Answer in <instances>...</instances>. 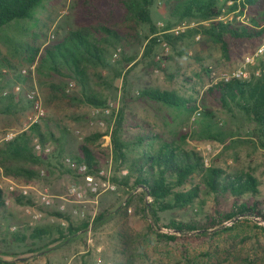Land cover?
<instances>
[{
	"label": "trees",
	"instance_id": "obj_1",
	"mask_svg": "<svg viewBox=\"0 0 264 264\" xmlns=\"http://www.w3.org/2000/svg\"><path fill=\"white\" fill-rule=\"evenodd\" d=\"M45 1L0 0V34L7 29L12 31V34L0 36V43L10 56L25 66L36 63L35 74L46 112L39 122L0 143V168L4 175L25 183L38 179L41 167L50 172L52 169L62 171L81 182L80 175L63 164L67 157L86 164L90 173L101 170L103 153L89 145L100 135L80 139L53 113L62 103L105 106L106 99L97 88L109 90L117 79H122L126 86L140 53L142 59H149L152 66L159 67L160 63L171 59L169 54L175 44L193 42L199 36V41L202 38L204 43L211 40L218 45L224 56L237 61L238 66L244 55L253 53L264 40V0H159L160 4L158 0H73L74 27L62 36L53 34V38L41 46L30 45L26 42L30 35L21 24L34 21L35 10L42 8ZM160 6L165 10L162 27L154 17ZM223 9L227 13L237 11L245 15L246 21H220ZM185 22L189 25H183ZM192 23L194 25H190ZM13 25H16L14 30L11 29ZM177 26L187 28L179 35L169 32ZM162 42L168 44L169 51H162L157 59V48ZM116 51L118 57L113 59ZM6 58H0V68L7 69L6 72L0 70V115L17 118L19 113L31 108V104L23 92H14V86L27 87L29 80L24 79L21 69ZM204 71L207 74L206 68ZM71 81L76 83L79 92L69 89ZM191 92L198 99L154 87H142L137 94L127 95L124 88L123 105L112 134L113 159L120 173L112 181L127 197L116 212H129L130 205L135 202L138 214L150 218L155 225L161 222L163 214L170 212L174 216L168 228L190 236L199 231L193 235L197 238L207 236L214 228H222L216 233L231 230L237 226L234 221L240 215L264 220V198H260V183L253 173L229 171L213 165L206 167L203 156L187 146V139L191 138L228 145L229 149L244 142L241 138L246 136L248 141L245 142L264 150V70L250 81L219 82L207 87L201 95L194 87ZM136 102L158 104L169 113H185V116L200 110L201 123L192 134L187 131H171L168 136L151 133L146 122L137 123L134 119L132 122L126 117V107ZM217 111L234 117L240 113L242 120L222 127L224 122L217 121ZM75 121L80 120L76 118ZM132 128L138 129L133 140H123L122 135ZM35 139L49 146L51 152L35 153ZM76 139L81 144L73 149ZM123 170H127L125 175ZM207 201L211 202L208 210L204 209ZM16 202L32 204L23 196L17 197ZM71 211L69 208L65 212L51 209L50 215L58 220L53 224L27 226L22 229L24 231L15 226L12 233H2L0 245L6 243L7 238L13 243L29 240L30 253L53 252L69 247L75 239H82L90 226L97 229L113 213L102 210L92 222L87 217L77 222ZM179 213L184 217H178ZM8 217L0 190V218L6 220ZM227 221L233 224L225 226ZM254 224L264 232V226ZM159 236L177 240V235ZM45 239L44 246L35 248L37 241ZM120 264L132 263L127 260ZM243 264L253 263L244 260Z\"/></svg>",
	"mask_w": 264,
	"mask_h": 264
},
{
	"label": "rangeland",
	"instance_id": "obj_2",
	"mask_svg": "<svg viewBox=\"0 0 264 264\" xmlns=\"http://www.w3.org/2000/svg\"><path fill=\"white\" fill-rule=\"evenodd\" d=\"M72 1H45L42 8L35 10L34 21L21 24L30 35L26 37V42L30 45L41 46L49 41L53 34L62 36L69 28H73ZM157 3L160 4L159 0ZM164 13L163 6H160L154 13L158 26L164 21L162 18ZM227 21H229L228 18L223 20V22ZM183 25H189V23L185 22ZM11 29H16V25H13ZM8 33L12 34V31L7 29L0 36ZM162 51L160 47L157 48V59L163 53ZM182 54L184 56H181ZM169 55L171 59L160 63L157 67L152 66L149 59H142L140 53L138 63L127 77L126 86L122 79H117L109 90L97 88L107 104L115 103L111 114L99 115L94 111L96 107L82 104L67 106L64 103L53 113L71 131L75 133L79 131L80 139L100 135L99 139L92 141L89 145L103 153L104 160L101 169L105 171L106 177L111 182H113L112 178L120 173L119 165H116L113 159L112 134L123 105L124 88L127 95L137 94L138 89L142 87H154L174 90L182 97L191 96L198 99L191 92L192 87L200 91L199 95H201L207 87L219 83L211 77V71L214 70L217 75H220L230 72L237 66V61L227 59L218 45L211 40L204 43L202 38L200 41L194 39L193 42L175 44ZM1 57H7L6 59L16 64L21 71L30 67L10 56L0 43ZM205 68L207 74L204 71ZM0 70L6 72L7 69L0 68ZM34 80L41 92L36 74ZM73 90V92H79L76 85ZM184 114L169 113L165 108L152 103L138 104L136 102L126 107V117L132 122L134 120L137 123L144 121L150 125L151 133L157 132L166 136L170 135L171 131H187L192 134L198 129L201 118L192 122V116ZM217 116V121L224 122L222 127H226V123L231 124L232 121L237 123L242 120L240 113L234 117L217 111ZM76 118L80 121H75ZM34 119L31 108L19 113L17 118L0 115V138L8 133L16 135L41 120L35 121ZM137 133L138 129L132 128L128 134H123L122 138L132 141ZM72 137L75 139L73 133ZM241 139L244 142L229 149L228 145L222 146L207 140L194 141L191 138L187 139V146L203 156L206 167L213 165L229 171L253 173L260 183V198H264V150L258 145L245 142L248 141L246 136H242ZM74 143L71 147L73 149L76 148L75 145L81 144L77 139ZM74 182H77V179L72 175L54 169L50 172L41 167L40 177L32 183H25L5 176L0 168V190L3 191L9 216L6 220L0 218V236L4 232L12 233L15 226L17 230H22L27 226L35 227L58 222L50 215L51 209L41 205L37 192L42 187H48L54 196H64L67 194L68 187ZM11 184L29 186V195L25 197L29 198L32 204H18L16 198L21 195L9 189ZM126 197V192L118 187L116 191L105 192L97 196L87 194L85 203L80 206L86 211L89 222H92L97 213L102 210L113 211L101 226L97 229H92L90 226L84 237L75 239L69 247H60L53 252L46 251L40 254L29 252L30 245L27 243L30 242L29 240L26 243H13L7 238V242L0 245V264H97L98 259L101 260L100 264H120L127 260H130L132 264H243L244 260L253 264H264V232L252 222V216L235 219L237 226L229 231L223 230L221 233H216V230L221 231L222 228H214L208 231L207 236L197 238L193 235L198 234L199 231H195V234L190 236L191 234L180 235L176 230L168 228L174 216L170 212L162 215V220L158 225H155L150 218L138 214L135 202L130 205L129 212L122 210L117 213L116 208L119 205L120 208L123 207ZM75 206L71 202L66 205L69 209ZM210 206L211 202L207 201L204 209L208 210ZM177 216L184 217V214L179 213ZM72 217L77 222L83 220L76 216ZM61 223L64 224V222ZM231 225L225 224V226ZM161 234L177 235V240L160 237ZM46 243V239L37 241L35 248L44 246Z\"/></svg>",
	"mask_w": 264,
	"mask_h": 264
},
{
	"label": "built area",
	"instance_id": "obj_3",
	"mask_svg": "<svg viewBox=\"0 0 264 264\" xmlns=\"http://www.w3.org/2000/svg\"><path fill=\"white\" fill-rule=\"evenodd\" d=\"M228 18L229 21L233 19H238L240 21H246L245 15H238L237 11L230 12L225 14V9H223V14L218 18L220 21ZM163 24L159 23V27H162ZM186 26H177L169 30V32L179 35L180 33L186 30ZM53 38V35L50 36V39ZM199 39V36L196 37ZM163 52L169 51V46L166 42H162L160 45ZM118 57V52L114 53L113 59ZM159 58V57H158ZM35 67L36 63L32 64L29 68L23 69L21 74L24 78L29 80V84L26 87L22 84H17L14 86V92L20 93L23 92L26 100L30 102L31 109L33 111L34 120H39L43 118L46 114L41 93L39 88L35 84L34 76H35ZM264 70V40L262 44L252 53L246 55L241 63L231 70L230 72L223 73L217 75L216 71H211V77L214 78L215 81L228 83L233 80L238 81H250L253 76H259L260 73ZM32 79V82H31ZM76 83L71 81L69 83V89H73ZM6 94V93H4ZM115 108V103H108L103 107H96L94 109L95 113L99 115H109L112 110ZM200 110H196L191 117L192 122L196 121L200 117ZM33 120V121H34ZM221 124V123H220ZM76 134L79 135V131H76ZM15 136L14 133H8L0 138V143L3 141H9ZM81 138V136H80ZM34 152L37 154H49L51 152V148L49 146H43L37 139L33 141ZM63 164L69 168L70 170L76 172L81 177V182L72 183L67 190V194L64 196H54L48 187H42L37 193L39 195L40 203L43 207L47 209L57 208L60 212H65L67 210V203H74L76 206L72 208V215L79 217L81 219L86 218V211L80 204H84L86 201L87 194L91 195H100L105 192L116 191L117 185L110 181L109 178L106 177V173L103 169L98 171L96 174L90 173L89 168L84 163H77L70 158H65ZM127 170H123L122 174L125 175ZM44 173L42 172V175ZM9 189L13 193H17L21 196L29 195V186H18L15 184H11ZM253 222L258 225L264 226V220H261L259 217L252 216ZM225 224L231 225L232 221H227ZM101 260H97V264H100Z\"/></svg>",
	"mask_w": 264,
	"mask_h": 264
},
{
	"label": "water",
	"instance_id": "obj_4",
	"mask_svg": "<svg viewBox=\"0 0 264 264\" xmlns=\"http://www.w3.org/2000/svg\"><path fill=\"white\" fill-rule=\"evenodd\" d=\"M143 187H144V186H142L141 188H143ZM147 191H148V190H147ZM242 216H244V215H240L239 217H242ZM239 217H238V218H239Z\"/></svg>",
	"mask_w": 264,
	"mask_h": 264
}]
</instances>
